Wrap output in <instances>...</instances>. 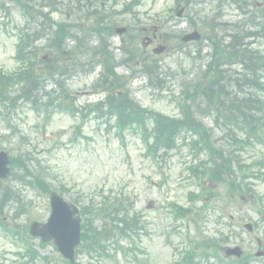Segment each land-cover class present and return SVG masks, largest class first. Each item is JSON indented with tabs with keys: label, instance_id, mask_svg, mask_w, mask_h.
Wrapping results in <instances>:
<instances>
[{
	"label": "rangeland",
	"instance_id": "1",
	"mask_svg": "<svg viewBox=\"0 0 264 264\" xmlns=\"http://www.w3.org/2000/svg\"><path fill=\"white\" fill-rule=\"evenodd\" d=\"M98 1L104 2L105 8L110 12L104 27L112 26L115 29L136 24L143 27L158 26L161 29L159 35L163 41H160L167 46V50L153 58L163 73L164 81H157L155 90L149 87L139 67L130 65L128 69H117V71L122 75L120 76L122 91H125L130 98L146 109L169 117H180L178 104L185 102L188 104L185 97L186 88L193 82L196 75L202 72L199 68L203 69L204 66V60H197L199 58L196 55L197 49L203 48L201 57H205L208 43L203 41L200 47L188 44L187 48L180 51L174 48L178 35L182 36L191 30L188 29L185 17L176 18L174 0H115L118 6L110 10L107 5L111 1ZM130 1L133 2L132 12L121 13L124 4ZM194 1L185 14L188 12L189 17L195 21L199 29L202 28V21H206L215 14L218 15L219 21L223 20L222 22L238 20L236 6L228 2L229 0L222 1L219 9L215 7L216 2H208L212 0ZM77 16L78 12L72 5L62 9L61 13L50 14V17L56 21L74 25L77 24ZM24 17L20 9L12 4H6L0 10L1 72L11 73L17 67L14 55L19 39V28L31 26V21ZM26 20H28L27 23ZM81 27L83 34L87 36L80 38L84 41L83 53H86V57L78 56L84 70L88 71L92 67L88 58L93 50L90 29L94 27V22L92 19L82 20ZM200 32L204 36V29ZM115 40L117 39L113 41ZM173 44L174 47L170 48ZM114 45L117 43L114 42ZM257 46L264 48V43L258 41ZM139 47L140 52L148 53L141 44ZM187 56L190 58L187 59ZM191 57H196L193 66L190 64ZM40 69H43V65ZM98 72L99 69H96L86 76L83 75L89 72L83 74L76 72L75 78L66 79L67 91L69 89L72 92L71 95L75 94L80 104L95 101L101 97L100 93H91V86ZM241 76L232 75L231 79L237 84L241 82L238 80ZM232 84L234 82L230 81L229 87L226 85L227 93L248 89L246 84L237 88L231 87ZM24 103L27 101L19 98L17 102L12 103V108L6 111L0 106V149L6 150L13 156H25L52 188L61 189V191L63 187L66 189L63 190L65 200L72 203L78 201L79 205H85L89 200L99 203L102 197L110 200L116 198L122 200L126 208L138 213L144 222V232L139 233L138 240L134 243L122 240L120 246L123 251L119 250L114 259L98 261V263L93 260L92 264H176L178 258L183 257L189 247L196 248V251H203L204 246L208 245L207 239L214 240L212 237L216 235L215 231L227 233L229 230L224 225L228 227V223L233 225L230 228L232 232H236V237L222 244V248L239 246L243 253L254 254L257 240H260L264 250V225L251 234L243 229V224L257 221L258 210L264 207V170L261 179L249 180L255 191V197L249 200L246 196L241 197L230 187L227 188L225 183L209 185L208 178L203 190L188 170L191 165L198 164V160L194 157L196 150L181 146L165 157L152 160L145 154L140 134L127 131L124 137L118 136L112 129L106 128L104 121L92 117L83 126L82 137L75 139V131L72 127L77 123L76 118L66 113H53L50 120L44 123L42 116L39 117L28 104ZM201 109H198L197 118L208 127H213L215 141L212 142L218 150L215 158L223 151L224 159L228 161L231 159V153H234L237 159L247 163L264 161V145L237 149L234 143H228L223 139L225 128L221 120L224 113L219 116L218 125L212 126V118L204 115ZM13 127L16 131L12 134ZM2 135H4L3 140ZM204 154L201 153L200 160H206L207 157ZM231 172L234 177L240 179L235 166ZM228 176L230 178V173ZM17 189L20 192V200L15 204L11 203L17 198L13 193L9 207L4 208L1 217L5 218L4 220L10 226L16 223L24 227L29 226L32 221L45 222L50 212L48 196L42 195L36 188L24 185H18ZM194 195H198L199 198H195ZM148 202L153 203L154 209H145ZM173 204L191 207L193 214H186L187 218L183 216L175 218L170 211L173 209L171 206ZM221 213L228 219L220 221L217 227L216 219ZM14 214L16 218L12 217ZM94 227L98 230L102 227L100 219L95 220ZM3 234L0 230V264H21L24 259L17 253H24V246ZM106 239L101 243L112 250L114 241L112 238ZM29 244L33 250L37 251L40 258L32 264H45L44 261L47 264H67L51 243L39 245V241L32 238ZM213 261L210 259L207 264H213ZM76 262L87 264L89 261L86 254L78 253ZM201 264L206 262L202 261ZM251 264H264V258H256Z\"/></svg>",
	"mask_w": 264,
	"mask_h": 264
},
{
	"label": "trees",
	"instance_id": "2",
	"mask_svg": "<svg viewBox=\"0 0 264 264\" xmlns=\"http://www.w3.org/2000/svg\"><path fill=\"white\" fill-rule=\"evenodd\" d=\"M256 20H261V23L258 27L254 25V28H264V21L262 22L264 15H260ZM211 30L213 31V29ZM262 30L264 32V29ZM255 32L249 33V36L254 37ZM237 35L240 34L237 32ZM237 35L234 34L230 37V42L226 47L222 46L221 42H212V57L207 63V70L201 77L205 85L200 81H196L188 98L192 103H195L197 98L200 96L203 97L207 105L215 113V117L220 115V108L228 113L230 122L234 123L239 132L238 137L235 131L227 129V133L230 135V141H234L236 146L240 145V148H246L258 142H264V81L260 80V77L264 76V55L258 50L251 48L249 44L248 46L243 45ZM23 43L24 41L22 39L21 44ZM100 53L101 55H106L104 59H106L107 69L110 70V65L112 64L110 53L105 49H102ZM225 63H233L245 72L243 76L238 78L241 82L237 83V85L240 87L242 84H246L248 86V92L247 90H242L234 96H231L229 92L227 93L226 85L228 87L229 85L226 83L227 80L224 78L223 71L219 69L220 64L224 65ZM33 72L34 68L30 64L23 66L16 74H0V103L13 101L11 98L14 93L19 92L20 96L26 98L28 94L37 91L38 87L34 82ZM107 100L105 106L94 105L89 112L98 113V117L110 116L111 114L116 116V126L119 131H123L128 127L142 130L147 137V141L148 139H152V144L148 146L149 150L158 152L173 148L178 135L184 132L185 134L190 133L197 136L198 140L196 144H201V151L214 154L215 149L210 142V131L193 117L188 107L184 108L182 119L177 120L146 112L138 104L132 102L125 96L119 98L109 97ZM104 107L106 110H104ZM71 111L74 114V111ZM149 120L151 121L150 131L147 129ZM77 130H80L79 127ZM229 162L223 158L220 160V163H224L225 165H217L210 169L205 168L204 171H209L207 173L201 172L202 174H200L208 179L214 177L215 180L227 183L230 187L231 183L228 181V173H230ZM15 164L18 165L17 167L20 166L22 171L21 174L17 175L18 181L25 182L27 178H31L44 191L47 189L40 178L32 174L33 169L28 164L27 159L21 157L13 158L12 165ZM11 200V188L5 186L0 181V212ZM106 203L104 201L101 207L92 208L93 212H91L93 218L100 216L103 219L105 225L101 231H97L92 227V219L90 217L84 218L82 225V247L90 257H109L106 254V249L101 246V242L108 235H110L109 237L117 236L120 238H131V235L137 236V216L135 214L130 216L129 213L125 212L122 209L121 202L117 201L110 206L106 205ZM84 214H90V212H84ZM0 224L3 225L5 230L12 231L8 229L7 224L1 218ZM15 233L18 234V231ZM208 250H210V247L205 245L204 252H201V255L207 258ZM195 257L196 254L193 251L189 252L188 260L190 262Z\"/></svg>",
	"mask_w": 264,
	"mask_h": 264
},
{
	"label": "water",
	"instance_id": "3",
	"mask_svg": "<svg viewBox=\"0 0 264 264\" xmlns=\"http://www.w3.org/2000/svg\"><path fill=\"white\" fill-rule=\"evenodd\" d=\"M197 38L195 34L190 35L186 39ZM7 158L6 155L0 153V177L3 178L7 175L6 169ZM53 214L49 219V222L39 229L37 224H33L32 233L34 235L41 236L44 241L53 239L57 245L59 251L65 258L73 262L74 248L79 244V219H72L71 216L76 213V209L72 213L68 211V208L61 203L54 193L51 194ZM57 199V200H56ZM150 204L148 208H151ZM61 209V211H60ZM63 215L61 214V212ZM37 229V230H36ZM250 230V227H248ZM35 230V231H34ZM36 232V233H34ZM228 254L239 256L240 252L236 250H229Z\"/></svg>",
	"mask_w": 264,
	"mask_h": 264
}]
</instances>
